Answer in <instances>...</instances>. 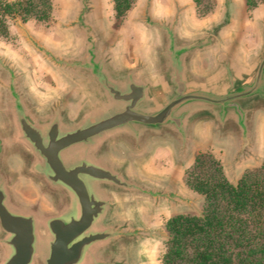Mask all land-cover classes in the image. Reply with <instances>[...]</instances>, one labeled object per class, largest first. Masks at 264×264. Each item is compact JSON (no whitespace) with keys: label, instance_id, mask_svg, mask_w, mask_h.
<instances>
[{"label":"rangeland","instance_id":"374dc122","mask_svg":"<svg viewBox=\"0 0 264 264\" xmlns=\"http://www.w3.org/2000/svg\"><path fill=\"white\" fill-rule=\"evenodd\" d=\"M20 1L23 0H0V19H4L7 27L6 33L0 34V189L9 210L30 215L34 219L35 253L31 264H46L49 243L53 239L47 222L56 217L67 219L77 215V203L70 191L48 179L49 170L45 161L24 137L20 119H26L44 136L51 125L56 123L59 134L64 135L123 111L127 103L114 100L109 87L122 93L127 92V84L116 82L126 76L131 71L129 69L137 71L145 65L153 68L157 63L169 61L167 58L173 56L170 50V21L166 19L164 23L160 18V6L158 16L152 13L151 0H138L128 16L120 20L115 18L111 0H50L51 13L48 20L37 21L31 18L24 21L16 10ZM165 1L170 3L173 0ZM227 1L229 7L226 11L223 9L221 14L225 13L227 19L234 16L238 27L243 24L242 35L239 33L240 27L236 30L241 35L242 44L249 47V44L254 43L255 47L249 16L253 10L241 11L237 6L238 0ZM178 9L180 29L183 30L181 34L184 35L179 39V44L186 45L182 51L202 45L206 40V44H213L216 48V52L207 55L206 60L214 57L222 59L234 44L236 31L231 30V37H225L215 45L216 35L227 21L201 30L195 24L202 23L201 18L210 9L206 1L203 0L198 7L189 2ZM169 13L167 11L166 17L171 15ZM259 13L263 16L264 9ZM202 36L203 39L191 42L194 37ZM258 61V70L249 87L255 83L264 54L258 56ZM171 62L174 65L172 92L166 96L165 105L176 97L174 79L178 62L173 59ZM258 85L257 93L264 96V72ZM183 94L190 93L185 88ZM136 111L147 114L146 109L138 105ZM179 117L181 115L174 110L164 124L147 126L132 123L130 126L125 125L123 129L126 130L121 134H117L119 130L104 132L88 143H79L65 149L60 153V158L67 169L81 163H101L106 167L112 162L113 155H110L109 147L114 140L119 142L121 148V143H125L124 147L127 144L128 148L131 146L136 149L135 153L132 151L129 154L131 163L139 166L140 162L148 160L152 150L148 149L146 155L139 156L137 149L144 147L147 141L150 144L156 143L158 139L155 138L168 136L170 129L175 133L180 126ZM239 118L246 134L249 128L246 116L240 112ZM152 145L149 147L152 148ZM152 163L154 161L150 159L147 165ZM190 166L185 168V172ZM118 177L126 184L125 187L110 184V190L105 188L106 193L113 192L115 202L109 194H100L99 188L102 186L99 181L82 177L88 193L107 202L103 214L94 221L89 232H106L110 236L86 247L80 263L124 264L123 261L130 257L132 262H136L140 250L139 240L149 237L167 239L163 219L156 221L162 222V225L158 224L152 231L129 230L130 227H137L138 223L121 220V217L127 218L123 214L128 211L127 207L155 205L151 203L152 197L160 196L161 193H154V189L147 184L128 180L120 171ZM146 197L150 200L146 201ZM194 205L191 210L196 212L186 214H201L203 202L200 209L198 201ZM9 238L10 235L0 226V264H4L11 256ZM152 245L145 247L151 252H158L155 244Z\"/></svg>","mask_w":264,"mask_h":264},{"label":"crops","instance_id":"0c3cea01","mask_svg":"<svg viewBox=\"0 0 264 264\" xmlns=\"http://www.w3.org/2000/svg\"><path fill=\"white\" fill-rule=\"evenodd\" d=\"M136 2L138 0L135 1L134 5ZM189 2L193 6L194 2L192 0H173L170 3L165 0H151L150 10L152 13L158 16V6H160L161 10L165 11H160L162 13L160 18L164 23L167 21L166 19L170 21V50L173 56L167 58L169 60L167 63H157L153 68L145 65L137 71L129 69L131 71L116 82V84L121 85L142 87L144 96L139 101L138 106L146 109L149 115H154L164 108L166 106V96L171 95L172 71H174L171 59L177 60L180 80L188 93L221 98L242 94L249 88L258 70V56L264 54V15L261 16L259 13L261 9H264V2H261L249 15L251 17L250 28H252L254 34L252 37L255 38L252 39V43L255 40L256 46L254 47L253 43L252 45L249 44L248 47V45L242 44L243 24H240L239 28L234 16L227 19L225 13L221 14L223 9L226 11L229 7L226 0H221L220 3L212 0L213 10L201 18L202 23L195 25L202 28L201 30H205V28L209 29L215 24L218 25L223 21H227L224 27L218 31L215 45L225 37H231V30L236 31L239 28L241 35L236 31L234 44L230 47L228 53L222 59L214 57L207 61V55L215 53L216 48L213 44H206V40L202 45L195 46L193 44L195 46L193 49L189 50L187 48L182 51L186 45L180 46L179 44V39L184 35L181 34L183 30L180 29V17H178L177 12L178 8H182L184 4H189ZM237 6L241 11L248 10L244 0H238ZM131 10L132 8L120 19L126 18ZM167 11H170L169 14L171 15L166 17ZM241 16L239 15V17ZM200 38L203 39L204 37H194L191 42L195 43ZM173 46L174 48H172ZM261 96L264 97L263 94L255 92L232 101V103L238 105L239 111L246 116V125L249 127L246 134H244L238 110L230 104L222 105L192 101L181 105L177 109L181 117H179L180 126L175 133L170 129L168 136L157 137L155 138L158 139L157 141L151 139L156 143L150 144L147 141L144 147L137 149L139 156L146 155L148 149L152 150L148 160L144 163L140 162L139 166H134L130 159L131 152L136 151V149L131 146L128 148L127 144L124 147L125 143H121V148L119 142L114 140L111 142L109 147L110 155H113L111 156V164L106 167L101 163L98 165L117 176L118 171H120L128 180L138 182L141 185L147 184L148 187L154 189V193H161L160 196L152 197L153 201L151 203H155V205L127 207L128 211L123 213L127 218L121 217V220L123 222L133 220L138 223L137 227L132 229L130 227L129 230L152 231L158 224L162 225V222H156L158 219H161V221L163 219L166 222L173 215L196 212L191 210L195 206V201H198V209L202 207V196L188 189L184 181L185 168L193 163L196 154L200 152L212 153L221 163L226 178L232 184L238 181L246 169L258 166L263 162L264 98ZM123 128L126 127H118L113 130H119L116 132L121 134L126 130ZM148 143L149 145L153 144L152 148L149 147ZM150 159L154 163L147 165ZM99 184L102 186L99 188L100 194H109L114 200L113 192L110 191L109 193L107 191L106 193L105 189L110 190L111 185L109 183ZM150 198L146 197V201H149ZM161 203H163V206ZM164 243V238H143L139 240L140 250L137 261L132 262L130 257L128 260H124L123 263L162 264L161 257L165 250ZM152 244H155L158 252L157 250L151 252L145 247Z\"/></svg>","mask_w":264,"mask_h":264},{"label":"water","instance_id":"95a60500","mask_svg":"<svg viewBox=\"0 0 264 264\" xmlns=\"http://www.w3.org/2000/svg\"><path fill=\"white\" fill-rule=\"evenodd\" d=\"M264 72V61L259 67L258 76L252 87L247 88L242 94L227 97H210L203 94L191 93L184 95L185 86L180 80L179 71L176 70L175 84L176 97L164 108L154 115L136 111V105L143 98V88L130 85L127 92H120L109 87L114 100L127 103L124 110L85 128H79L64 135L59 134L58 124L54 123L44 136L33 127L26 119H20V128L26 140L34 147L44 159L49 170L48 179L60 184L73 195L77 203V215L69 218H52L47 222L52 241L49 243V255L46 264H79L86 247L93 243L106 240L110 234L106 232H89L94 221L104 212L107 202L101 197L90 195L86 188L83 176L99 181L125 187L126 184L114 173L98 164L81 163L67 169L60 158V153L65 149L79 144L88 143L90 139L104 132L118 127L130 126L132 123L155 126L167 122L174 110L181 105L192 101H203L212 104H230L240 113L238 105L232 103L241 96H246L258 91V83ZM178 121V119H172ZM5 195L0 189V226L10 235L8 247L11 256L4 264H31L35 253V222L30 215L16 213L5 205ZM83 264V263H80Z\"/></svg>","mask_w":264,"mask_h":264},{"label":"trees","instance_id":"16d2710c","mask_svg":"<svg viewBox=\"0 0 264 264\" xmlns=\"http://www.w3.org/2000/svg\"><path fill=\"white\" fill-rule=\"evenodd\" d=\"M114 15L123 18L136 0H111ZM198 7L203 0H192ZM214 8L212 0H204ZM248 10L262 0H244ZM11 7V6H10ZM17 13L24 21H46L50 0H23ZM7 30L0 19V34ZM185 185L203 197L200 215L176 214L164 224L167 239L162 264H264V160L247 170L236 184L226 178L210 152L195 155L185 172Z\"/></svg>","mask_w":264,"mask_h":264}]
</instances>
